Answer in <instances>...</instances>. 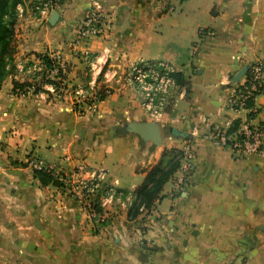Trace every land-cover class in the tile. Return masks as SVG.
Wrapping results in <instances>:
<instances>
[{
  "label": "crops",
  "instance_id": "obj_1",
  "mask_svg": "<svg viewBox=\"0 0 264 264\" xmlns=\"http://www.w3.org/2000/svg\"><path fill=\"white\" fill-rule=\"evenodd\" d=\"M10 1L13 53L0 86V264H264V156L234 160L202 139L210 127L245 116L224 103L236 72L264 61V0H96L108 26L91 40L78 39L76 29L95 0H61L53 26L32 0ZM40 55L59 58L62 88L95 82L102 91L109 86L103 70L124 56L171 63L189 90L158 122L156 148L124 130L128 121H150L133 88L112 84L95 113L78 115L44 81L52 78ZM13 82L29 87L14 91ZM254 105L264 139V73ZM185 143L195 159L181 192L175 173L165 207L163 187L149 210L133 216L137 203L113 206L101 227L32 168L54 164L62 176L79 165L101 168L108 183L136 194L163 151Z\"/></svg>",
  "mask_w": 264,
  "mask_h": 264
},
{
  "label": "built area",
  "instance_id": "obj_2",
  "mask_svg": "<svg viewBox=\"0 0 264 264\" xmlns=\"http://www.w3.org/2000/svg\"><path fill=\"white\" fill-rule=\"evenodd\" d=\"M60 1L32 0L33 10L45 19L55 11ZM107 26L108 13L101 2L95 0L77 26L76 34L80 40L98 39L106 34ZM88 56L87 52L82 53L85 60H88ZM51 59L53 68L48 75L53 78L60 67V60L58 57ZM235 60L239 58L235 57ZM103 65H106V61ZM263 73L264 61L252 63L238 82L231 83L229 87L224 109L233 115L244 114V118H230L223 125L210 127L202 135L204 141L213 148L227 152L234 160L264 156L263 131L253 119L257 113L254 101L263 89ZM178 75L179 71L167 61L137 59L123 66L115 59L113 65L103 70L104 82L109 86L102 91L95 88V82L88 84L89 91L71 87L58 90L54 86H50V89L59 99L61 95H69L71 110L82 115L85 112L95 113L98 103L102 100L101 96L111 94L112 84L122 83L136 91L139 109L145 117L158 123L176 100L184 96V87L178 84ZM80 98L81 101L78 100ZM80 104H83L84 108ZM236 121L238 128L231 131L230 128ZM178 151L179 168L172 185L175 191L181 192L187 177L194 169L195 152L189 143H185ZM32 168L58 181L61 185L59 189L80 202L93 226H104L108 220V211L113 206L128 210L134 203H139L135 193H123L118 189L117 181L108 183V171L101 168L87 169L84 165H79L75 172L68 176H62L54 164L33 162Z\"/></svg>",
  "mask_w": 264,
  "mask_h": 264
},
{
  "label": "trees",
  "instance_id": "obj_3",
  "mask_svg": "<svg viewBox=\"0 0 264 264\" xmlns=\"http://www.w3.org/2000/svg\"><path fill=\"white\" fill-rule=\"evenodd\" d=\"M13 3L10 0H0V86L2 81L7 76L9 70L7 71L6 67L9 65L10 57L13 53V50L10 46L13 39V25L15 21L13 11ZM45 71L49 72L53 68V60L47 56H39ZM44 71V72H45ZM48 75L43 76L47 78ZM61 73L58 68L56 75L51 79H44L47 84L54 86L56 89L58 87L56 78H61ZM178 84L182 87H185V90L188 91L189 87L183 78L178 75ZM29 87L25 84H19L13 82V90L21 91L22 93L26 92L25 88ZM39 90L34 89V93H38ZM102 98L104 95L101 96ZM238 128V122H234L230 130H236ZM179 151L177 150H164L159 162L154 165L146 174L145 179L142 185L138 188L136 194L139 199V203L135 208L133 216L137 215V211L140 207H143L146 210H149L155 201L160 199V193L164 185L173 177L179 168V161L177 157ZM40 182L43 185L52 184L53 186L59 188L61 185L58 181L52 179L51 177L44 175L35 171Z\"/></svg>",
  "mask_w": 264,
  "mask_h": 264
},
{
  "label": "water",
  "instance_id": "obj_4",
  "mask_svg": "<svg viewBox=\"0 0 264 264\" xmlns=\"http://www.w3.org/2000/svg\"><path fill=\"white\" fill-rule=\"evenodd\" d=\"M59 19L57 11H52L47 23L51 26ZM249 66H243L236 74L232 77L231 83L234 84L247 72ZM124 130L128 134L136 135L139 140L143 143H150L152 146L159 148L162 146V131L157 122L154 121H128L124 124Z\"/></svg>",
  "mask_w": 264,
  "mask_h": 264
},
{
  "label": "rangeland",
  "instance_id": "obj_5",
  "mask_svg": "<svg viewBox=\"0 0 264 264\" xmlns=\"http://www.w3.org/2000/svg\"><path fill=\"white\" fill-rule=\"evenodd\" d=\"M116 59H118L120 62H121V64L123 65V66H125V65H128V64H130V63H132V62H134V61H136V60H134V61H131V62H129L124 56H120V57H117ZM141 59V58H140ZM34 73H38V70H35L34 71ZM24 77H25V75H23ZM50 79V78H49ZM102 81H104V79H102ZM62 87L60 86L59 87V85H58V87H57V89L59 90V89H61ZM81 89H83L84 91H89L88 90V88H89V86L87 85V86H81L80 87ZM20 92V91H19ZM25 93V92H24ZM55 94V93H54ZM62 97L60 98V99H62V100H66V103H67V105L69 106V107H71V97L69 96V95H66L65 97H63V95H61ZM79 101H81L82 99L80 98V99H78ZM80 106L82 107V108H84V105L83 104H80ZM87 114H89V113H87V112H85L84 113V115H87ZM165 134H167V131H164V135ZM0 149H1V144H0ZM170 187H171V182H168L165 186H164V189H163V194H162V201H161V205H160V208H163V207H165V205L168 203V192H169V190H170ZM113 216V215H112ZM115 216H116V214H115ZM114 217V216H113ZM112 218V217H111ZM111 220V219H110Z\"/></svg>",
  "mask_w": 264,
  "mask_h": 264
}]
</instances>
